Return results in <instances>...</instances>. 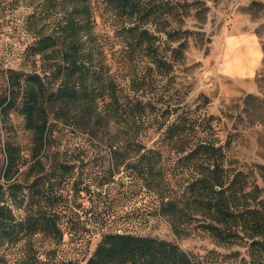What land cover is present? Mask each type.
I'll list each match as a JSON object with an SVG mask.
<instances>
[{"label":"trees","instance_id":"trees-1","mask_svg":"<svg viewBox=\"0 0 264 264\" xmlns=\"http://www.w3.org/2000/svg\"><path fill=\"white\" fill-rule=\"evenodd\" d=\"M101 1L118 23L119 54L126 58L125 64L118 63L113 71L101 45L94 44L92 0H47L45 4L56 10L55 20L49 31L35 34L30 48L31 56L45 58L44 76L11 73L12 91L0 101V107L5 105L0 114L6 117L16 110L36 152L49 149L54 128L50 120H55L75 122L91 140L109 136L117 167L128 151L140 153L136 178L149 186L159 178L163 196L156 198L155 212L170 221L175 235L197 222L214 246L243 249L242 256L236 251L228 255L235 263L264 264V188L256 184L252 172L231 167L225 148L214 137L210 118L190 112L174 116L170 110L159 114L156 109L158 82L173 72L187 40V32L171 28L173 2ZM117 70L127 78L118 77ZM148 132L158 133L156 146L150 149L137 141ZM1 143L0 138V248L21 242L29 247L36 235H56L57 226L38 204L41 193L32 189L36 182L24 186L18 179L24 165L19 152L8 144L1 148ZM167 154L181 160L178 168L190 172L181 192H175L174 185L183 177L177 180L180 174H168ZM65 164L58 165L57 171L67 175ZM255 169L262 177L264 169ZM34 170L44 173L41 164L37 170L33 164L27 174L35 176ZM48 179L41 178L42 188ZM16 264H34L33 256ZM85 264L203 262L163 239L108 233Z\"/></svg>","mask_w":264,"mask_h":264},{"label":"rangeland","instance_id":"rangeland-1","mask_svg":"<svg viewBox=\"0 0 264 264\" xmlns=\"http://www.w3.org/2000/svg\"><path fill=\"white\" fill-rule=\"evenodd\" d=\"M46 1L0 0V101L11 94L14 83L9 79L11 73L18 77L44 76L42 71L47 62L45 58L31 56L30 48L35 34L49 31L55 20L56 10L49 8ZM169 2H173L175 9L171 28L187 32V40L173 72L158 82V113L170 110L174 116L190 112L210 118L214 137L225 148L231 167L252 172L253 180L264 188V173L260 177L255 169H264V0ZM91 9L94 44L101 45L105 62L114 71L118 63L126 62L119 54L118 23L101 0H92ZM225 31L247 34L260 45L262 61L253 78L231 80L217 75L214 62L218 48L217 41L214 45L213 42ZM115 72L123 79L128 76L121 70ZM50 123L54 128L49 149L36 152L32 136L24 130L22 117L16 110L6 117L0 114L1 148L8 144L19 152L24 165L18 179L22 184L25 182L24 186L36 182L32 189L41 193L38 204L52 217L58 230L56 235L34 236L29 240L30 248L25 242L0 248V264H16L27 256H33L34 264H85L102 236L108 233L163 239L199 256L203 264H237L228 255L236 251L242 256L243 249L230 251L214 246L197 222L182 227L184 233L177 236L170 221L157 215L154 206L159 194L163 196L162 187L159 178L151 186L136 178L140 153L128 151L117 167L109 136L91 140L75 122L50 120ZM157 140L158 133L148 132L137 141L150 149ZM165 158L168 174H180L177 180L183 177L174 185V191L181 192L190 172L177 167L181 160L170 154ZM62 163H66L67 175L57 171ZM33 164L36 170L41 164L44 173L36 174L34 170L35 176L33 172V177L27 174ZM44 175L49 181L42 188ZM47 184L50 186L46 187ZM27 188H23L24 195ZM15 214L20 216L21 212Z\"/></svg>","mask_w":264,"mask_h":264},{"label":"crops","instance_id":"crops-1","mask_svg":"<svg viewBox=\"0 0 264 264\" xmlns=\"http://www.w3.org/2000/svg\"><path fill=\"white\" fill-rule=\"evenodd\" d=\"M228 33L221 32L213 42L214 45L217 41L218 48L214 62L217 75L231 80L253 78L262 61L260 45L247 34Z\"/></svg>","mask_w":264,"mask_h":264}]
</instances>
